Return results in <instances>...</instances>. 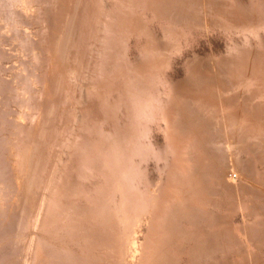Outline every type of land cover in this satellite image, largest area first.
Instances as JSON below:
<instances>
[{
	"label": "bare ground",
	"instance_id": "1",
	"mask_svg": "<svg viewBox=\"0 0 264 264\" xmlns=\"http://www.w3.org/2000/svg\"><path fill=\"white\" fill-rule=\"evenodd\" d=\"M110 1L0 0V40H10L0 45L23 46L12 51L17 58L0 73V101H11L7 95L13 91L20 107L10 109L17 115L8 122L13 133L1 151L7 163L0 165V264H235L236 255L230 257L235 263L229 258L235 230L247 234L240 238L239 258L264 264V203L254 214L259 222L254 217L252 224L251 217L238 225L234 214L238 204L247 214L255 210L242 201L246 193L264 199V147L253 153L263 140L255 138L254 149L246 137L250 119L264 117V100L237 106L227 95L234 79L244 86L259 82L255 89L263 95L264 48L239 46L238 54L218 59L220 69L212 65L215 72L193 59L184 77L167 78L172 58L160 40L173 35L175 45L194 33L191 26L201 20L196 5L207 0ZM230 3L234 17L222 26L235 27L264 0ZM142 9L163 21L161 39L148 38L152 28L138 18ZM253 17L264 24V15ZM18 28L26 35L12 33ZM132 36L136 45L144 39L134 61L126 57ZM9 51L0 52V66L12 58ZM27 53L32 57L25 60ZM8 71L12 78L2 85ZM156 115L166 128L153 148L147 136ZM168 152L175 166H168L164 181L162 175L146 178L141 165L152 154L167 163ZM247 179L258 184L255 192L243 185ZM168 190L173 193L164 195ZM144 226L147 235L140 241Z\"/></svg>",
	"mask_w": 264,
	"mask_h": 264
},
{
	"label": "rangeland",
	"instance_id": "2",
	"mask_svg": "<svg viewBox=\"0 0 264 264\" xmlns=\"http://www.w3.org/2000/svg\"><path fill=\"white\" fill-rule=\"evenodd\" d=\"M213 1H214V3H213ZM207 0V2L206 1H203V2H201L202 4H197L196 5V8H197V6L198 7H200V5H201V9L200 8H197V10H198V12H200L199 13V15H198V18L200 17V22H199V19H198V24H196L197 23V21L191 26V27H193L194 28V30L195 31H197V32H195L194 30V33H192V34H188V38H186L185 36H183V37H181L180 39L181 40H179L180 42H178V44H175V45H173V44H170L171 42H172V40L174 41V39H173V35H172V40L171 41H167V39L166 38H162V36L165 34L164 33V31H163V21H162V23H161V21H160V18H158L157 16H155L154 15V13L152 14V13H150V12H152V10H150V9H142V10H140L141 12H139V14H142V12H144V10H145V12H144V14L141 16V15H139V17L138 16H136V17H138V18H141L142 20H143V18H144V20L142 21V23L145 25H148L149 27L151 26V28H152V31H151V29H149L148 31H149V33H147V34H149L148 35V38H152V37H154L155 36V38H157V40L158 39H161L162 38V40H160V42L161 43H163L164 45L163 46H166V48H165V50L167 51V53L169 52V54L171 55L170 56V58H172V61H171V64H170V66L168 67V69H167V71H166V73H165V75L167 74V78H171V79H178V78H181V77H184V74H185V67L187 66V63H188V61L189 62H193V59L196 61V60H198L199 62H200V60H201V62L202 63H204V64H207L209 67H210V69H212V70H210L211 72H215V70L216 69H220V67H218L219 65L217 64V67H215L216 65V63H218L219 62V60L218 59H220V58H222V57H224V56H228V55H226V54H230L231 52H235V53H237L238 54V52H239V50L237 49V47H239V46H241L242 48H244V49H247V48H264V45H261L260 44V41L261 40H264V24H263V21H261V17L260 16H262V15H264V3H261V4H258V8H255V13L253 12V13H251L252 14V16L251 15H248V17H245V16H243L242 17V19L240 18V19H238V20H240L239 21V23L237 22V21H234L233 22V25L235 26V27H229L228 25H230V24H225L224 23V25L222 26V24H223V19L225 20V19H229V21L230 20H232L233 19V8H234V6H233V3H230V1H232V0ZM226 1V2H225ZM240 1H242V2H245V0H240ZM247 1H250V2H253V1H257V0H247ZM101 2L104 4L105 2L107 3V4H109V2H110V4H111V1L109 0V1H106V0H101ZM206 2V3H205ZM211 2H212V4H211ZM216 2V3H215ZM224 2V3H223ZM218 3V4H217ZM221 3V4H220ZM227 3L229 4V7L227 6ZM205 4H206V6H205ZM211 4V5H210ZM210 7H209V6ZM217 5V6H216ZM220 5V6H219ZM226 5V6H225ZM203 6H205V7H203ZM231 6V7H230ZM141 7H142V5H141ZM211 7H212V9L213 10H211ZM214 7V8H213ZM219 7H221L220 9H219ZM210 8V9H209ZM203 9V10H202ZM224 9V10H223ZM231 9H232V11H231ZM263 9V10H262ZM202 10V11H201ZM206 10V11H205ZM210 10H211V12H210ZM220 10V11H219ZM230 11V14H228L229 13V11ZM258 10V11H257ZM146 11H147V13H146ZM149 11V12H148ZM209 14H208V13ZM216 12V13H215ZM220 12V13H219ZM224 12H225V15L224 16H222L223 14H224ZM149 13L151 14V16H149ZM205 13V14H204ZM263 13V14H262ZM137 14V13H136ZM198 14V13H197ZM203 14V15H202ZM219 16H218V15ZM232 14V15H231ZM154 15V16H153ZM201 15V16H200ZM206 15H208V16H206ZM214 17H213V16ZM215 15H217V16H215ZM230 15H231V18H230ZM204 16V17H203ZM220 16H222V17H225V18H222V17H220ZM251 16V17H250ZM253 16H257V17H260V20L258 19V18H254ZM143 17V18H142ZM150 17V18H149ZM154 17V18H153ZM204 18V19H202V18ZM206 17H208V18H206ZM218 17V18H217ZM227 17V18H226ZM252 17H253V19H252ZM146 18V19H145ZM148 18H149V20H148ZM216 18V19H215ZM24 19V18H23ZM155 19V20H154ZM209 19V20H208ZM256 19H258V20H256ZM26 20H28V19H26ZM147 20V21H146ZM215 20V21H214ZM217 20V21H216ZM153 21V22H152ZM160 21V22H159ZM202 21V22H201ZM220 23H219V22ZM254 21V22H253ZM151 22V23H150ZM210 22V23H209ZM214 22H215V24L216 25H214ZM231 22V21H230ZM242 22V23H241ZM139 23H140V21H139ZM204 23V24H203ZM207 23H209V24H207ZM211 23H213V25L211 24ZM222 23V24H221ZM244 24H246V25H244ZM247 24H249V25H247ZM198 25V26H197ZM211 27H210V26ZM241 25V26H240ZM242 25H244L243 27H242ZM148 26H146V27H148ZM165 26V25H164ZM176 26V25H175ZM199 26H201L200 27V29H199ZM209 26V27H208ZM148 27V28H149ZM176 28V27H175ZM177 29V28H176ZM199 29V30H198ZM22 28H18L17 30L15 29V31H13L12 33H19V34H21V35H26L25 33H21L22 32ZM153 30H154V32H153ZM185 31V30H184ZM152 32H153V34L154 35H152ZM2 33V34H1ZM12 33H9V36H11L12 35ZM256 33V34H255ZM36 34V33H35ZM150 34L152 35V36H150ZM161 34V35H160ZM255 34V35H254ZM1 35L2 36H4V34H3V32H0V37H1ZM94 36V35H93ZM165 36V35H164ZM191 36V37H190ZM35 37V35H30V40H32L33 38ZM161 37V38H160ZM9 38V37H8ZM165 39V40H164ZM5 41H7L6 43H9V41L10 40H8L7 38H5L4 39ZM130 41H131V44H130V48H129V51H128V54L126 55V57L128 58V59H130V60H132V61H134V59L136 58V56H139L140 55V53H141V51H140V48L141 47H143V44H144V39H142L141 40V42H140V44H142V45H140V44H137L136 45V41H137V39H136V36H135V38H134V36H132V39L130 38L129 39ZM164 40V41H163ZM2 41V39L0 40V42ZM134 42H135V44H134ZM143 42V43H142ZM167 42V43H166ZM1 43H3V44H6L4 41H2ZM18 43L19 42H17V41H14L11 45H3V44H1L0 46V52H4V49L5 48H9L11 51H9L8 53H12L11 54V56H12V58L10 57V58H7V59H3L2 61H1V65L2 66H4V67H2V66H0V73H4L3 71H5L7 68H8V66H11V65H13V63H14V61H15V58H17V54H16V52H12L14 49H18V48H21V47H23L22 45H18ZM165 43H166V45H165ZM259 43V44H258ZM252 44V45H251ZM3 45V46H2ZM14 45H16V46H14ZM238 45V46H237ZM253 45H256V46H254L253 47ZM132 46V47H131ZM172 48H171V47ZM176 46V47H175ZM177 46H178V48H177ZM138 47H140V48H138ZM13 48V49H12ZM169 49V50H168ZM238 50V51H237ZM6 51V50H5ZM28 53H29V51H27ZM230 52V53H229ZM28 53H27V55L24 57V59L25 60H27V59H29L30 57H32L33 55V52H30L31 53V55H28ZM198 55V56H197ZM209 58H208V57ZM27 58V59H26ZM10 59V60H9ZM188 59H190V60H188ZM192 59V60H191ZM215 59V60H214ZM205 61V62H204ZM208 61H210V62H208ZM212 61V62H211ZM217 61V62H216ZM213 62H214V64H213ZM4 63V64H3ZM131 65V64H130ZM133 65V64H132ZM131 65V66H132ZM212 65H214V67L216 68L215 70H214V67L212 66ZM212 66V67H211ZM10 68V67H9ZM3 69V70H2ZM5 69V70H4ZM29 70H30V68H29ZM221 70H222V68H221ZM10 71V70H9ZM8 71V73L7 74H2L1 75V79H2V85L4 84V83H7L8 81H10L11 79L10 78H12V76L10 75V72ZM223 71V70H222ZM221 71V75L223 76L224 74L223 73H225V72H222ZM28 72V70H26L24 73H27ZM5 73H6V71H5ZM214 74V73H213ZM212 74V75H213ZM220 75V76H221ZM214 77V76H213ZM7 80V81H6ZM235 81H238V80H236V79H234V81L231 83L232 84V86L230 85V87H229V89H230V91L229 92H227L228 94V96H231L232 95V98H231V100L233 99L234 100V103H235V105H237V106H239L238 105V103L239 104H243V103H240V102H243L244 101V103L247 101V103H249V105H250V103H252L251 102V100H253L254 102L252 103L253 105H254V103L256 104V103H258V102H262L261 100H264V93H263V95L262 94H260V92H257L258 91V88H259V86H258V88L256 87L257 86V84L259 83V82H257V84H256V82L254 83V84H249V83H246L245 84V86H244V84H241V83H239V84H241V86H239V84H238V82H235ZM248 82V81H247ZM234 83V84H233ZM235 83H236V85H235ZM35 84V83H34ZM130 84V83H129ZM255 84H256V86H255ZM5 85V84H4ZM30 85H32L33 86V88H35V85H33V84H30ZM36 85H38V84H36ZM259 85H261L260 83H259ZM32 86H30V87H32ZM126 87L127 86H132V84H130V85H125ZM234 86V87H233ZM248 86V87H247ZM250 86V87H249ZM254 86V87H253ZM260 87H262V85L260 86ZM128 88V87H127ZM255 88H257V91H256V89ZM126 91H127V89L126 88H124ZM244 89H246V90H244ZM247 89H248V91H247ZM252 89H254L257 93L255 94V96H254V94L253 93H255L254 92V90L252 91V93H251V90ZM7 90V89H6ZM129 90V89H128ZM162 90H164V88L162 87ZM247 91V92H246ZM249 91H250V93H249ZM262 91V90H261ZM262 92H264V91H262ZM237 93V94H236ZM241 95H240V94ZM3 94H4V92H3ZM2 93L0 94V95H2V96H4ZM11 94H12V96H13V91H12V93H9L8 95H7V97L9 96L10 98H11V101L10 100H8V101H5V100H3V101H0V111L2 112H0V154H1V151L2 152H5V149H6V147H7V142L4 140V138H6V137H8L10 134L9 133H13V131L11 130L10 131V126L8 125L9 123L10 124H12V121H11V117H15L16 115H17V113L16 114H12L11 115V113H12V111H13V113H15V111L17 112V111H20L19 110V106H18V104H16V103H18V102H16L14 99H13V97H11ZM32 94V93H31ZM230 94V95H229ZM165 95V94H164ZM163 95V97H167L168 95H166V96H164ZM257 95H259V97L257 96ZM33 96V95H32ZM237 96H238V98H237ZM241 96L243 97V98H241ZM252 96V97H251ZM248 97V98H247ZM15 98V97H14ZM236 98H237V100H236ZM249 98H251V99H249ZM261 98V99H260ZM257 99V100H256ZM230 100V101H231ZM238 100H239V102H238ZM249 100H250V102H249ZM259 100V101H258ZM70 102V101H69ZM66 103L67 104H69L68 103V100L66 101ZM4 104V105H3ZM264 103L262 102V105H263ZM126 105H127V103L126 104H123L122 105V107H120L119 109H120V111H121V118H125V117H123V115H125L127 112H126V110H124V109H126L125 107H126ZM246 106V105H245ZM264 106V105H263ZM79 107H81V105H79ZM228 107H229V105H228ZM230 108H233V107H230ZM248 108V107H247ZM12 111H11V110ZM21 110H24V109H21ZM9 113V114H8ZM222 113V114H221ZM245 114V113H244ZM263 114V115H262ZM5 116V117H4ZM245 117V116H247V117H252L250 114H248V115H242V117ZM260 116H264V110H263V112L261 113V115ZM104 117H106V115L104 114L103 116H102V118H104ZM218 117H219V119L222 121L223 120V112H220L219 111V113H218ZM222 117V118H221ZM261 119L262 118H259V120H256V122H255V120L254 119H250L251 121L248 123V127H249V129H251V132L253 131V134L255 135V137L253 138L252 137V133L250 134V133H247L246 134V137H248V136H251L250 137V139H249V145L250 146H252V147H254V145H253V141H255L256 142V139L255 138H259V140H263V143H262V147L260 148V149H257V150H254L253 151V153L254 154H257L258 152H260L259 150H261L263 147H264V136H263V134H264V125L262 124V122L264 121V117H263V119H262V121H261ZM3 120V121H2ZM257 121H259L258 123H257ZM7 122V123H6ZM9 122V123H8ZM254 122V123H253ZM260 123V124H259ZM264 123V122H263ZM251 124H253V125H251ZM262 125H263V127H262ZM166 125H165V121H164V119H161V115L159 116V115H156V120H154V121H152V122H150L149 123V126H148V140L147 141H151V142H154L153 144H152V146H153V148L155 147V145L157 146L158 144H160L163 140H164V135H165V127ZM261 126V129L259 128ZM164 127V128H163ZM258 128V129H257ZM215 129V128H214ZM213 129V132H215V130ZM249 129H246V132L247 131H250ZM255 129H257V131L255 130ZM260 130V132L258 133V131ZM132 131V128H131V130L129 129V132H131ZM250 134V135H249ZM261 134H262V136H261ZM259 136V137H258ZM3 138V139H2ZM249 138V137H248ZM254 139V140H253ZM259 140H257V141H259ZM11 141V137H10V140L8 141V142H10ZM253 142V143H252ZM156 143V144H155ZM4 144V145H3ZM233 146H236V144H232V148H234L235 149V147H233ZM254 149H256L255 147H254ZM60 150V149H59ZM256 151V152H255ZM170 154V155H169ZM253 154V155H254ZM172 153H167V157L169 158L168 160H166V162L167 163H164L165 162V160L164 159H162L161 157L159 158V156H158V159H157V157H156V155L154 154H152L151 155V158H149L148 159V161H147V163H143L142 165H141V169L143 170V172L146 174V178H150L151 180H153V179H156V178H158L159 177V175H162V181H164V179H165V176L166 175H169V173H168V169H169V167L171 166V167H173V166H175V162L174 161H172ZM171 157V158H170ZM3 158V154H1L0 155V165H2L3 167H6L5 166V164L7 163V161H6V159H4ZM171 159V160H170ZM139 160V159H138ZM2 163V164H1ZM173 164V165H172ZM165 165V166H164ZM170 165V166H169ZM169 166V167H168ZM262 166V167H261ZM261 166L259 167V169H261L260 171L261 172H264V166H263V164H261ZM162 168V169H161ZM3 169V168H2ZM4 171H5V169H3ZM9 171L10 169H8V167L6 168V171ZM146 171V172H145ZM230 174H231V176H230ZM229 176L230 177H232L233 179H234V177L232 176V173L231 172H229ZM234 181H235V184L237 185V184H239L240 183V181H239V178H235L234 179ZM245 181V180H244ZM245 182H247V183H245ZM245 182H242L243 183V185H248V186H250L251 188H254V192H255V189H257V187L255 186L257 183L254 181V180H251L250 182L248 181V179H247V181H245ZM252 183H254V184H252ZM254 185V187H252ZM258 185V184H257ZM152 188H153V185H152ZM169 191V190H168ZM167 191V193L166 192H164L163 194L165 195L166 194V196H167V194H172L173 192H172V190H170L169 192ZM172 192V193H171ZM252 192V191H251ZM251 192H248V193H246L244 196L246 197H244V196H242V201L243 200H245V202L248 204V202H249V207L250 206H252L251 208H253V209H255V210H252L251 212H250V214H247L246 212H247V210H243L241 207L242 206H239V204H238V206L236 207V211H235V221H236V224H241V222L242 223H244V222H247L248 220H250L251 219V217H253V219H251L252 220V224L257 220H261V218L259 217V216H256L255 217V212H258V211H262L263 209V201H264V199H255V194L252 192V194H251ZM238 197H239V195H237ZM237 196H235V200H239V198L237 197ZM244 197V198H243ZM254 197V198H253ZM254 199V200H257L256 201V203H255V201L254 202H252V200L251 199ZM248 199V200H247ZM235 200H234V202H235ZM250 200V201H249ZM248 201V202H247ZM260 201H262V202H260ZM259 202V203H258ZM250 203H253V204H250ZM256 204V205H255ZM258 204H260V205H258ZM236 205V204H235ZM258 205V206H257ZM255 206H257L256 208H255ZM261 207V208H260ZM239 208H240V210H239ZM257 208H258V210H257ZM238 209V210H237ZM260 209V210H259ZM262 209V210H261ZM251 213H253V214H251ZM250 215H252V216H250ZM254 215V216H253ZM254 217H255V219H254ZM244 220V221H243ZM253 220H255V221H253ZM258 221V222H259ZM251 222V221H250ZM250 222H248V223H246V225H249V226H251L252 224H250ZM235 230V229H234ZM146 231V232H145ZM33 232L34 233H37V234H39L38 233V229L37 228H35L34 230H33ZM140 233H138V237H139V239H140V241H143L144 239H145V237H146V235H147V228L144 226L143 227V232L142 231H139ZM236 232V233H235ZM235 232H234V234L235 235H237V239H234L233 238V240H234V242H237L236 244H234V242L232 243V247H231V250L232 251H230V253H229V258L230 257H234L235 255V260L237 261L236 263H235V261H232V259L233 258H230L231 259V261L232 262H234L235 264H246L248 261L250 262H248L247 264H251V262L252 261H255V262H252V264H254V263H256V264H258L259 262H260V260H258V261H256V259L255 260H252L251 261V257L249 258V259H247L248 258V256H244L245 257V259H242V258H239L241 255H240V253H237V252H239L238 251V249L240 250V247L243 245V243H241V239L240 238H246V235L244 234V233H242L243 231H239V232H237V230H235ZM238 233H239V235H238ZM142 234V235H141ZM143 235H145V236H143ZM142 236V237H141ZM234 236V235H233ZM0 240H2V239H0ZM1 242V241H0ZM235 245H237V246H235ZM234 247H237V248H234ZM237 249V250H236ZM236 252V253H235ZM233 253H235V254H233ZM27 256L28 257H31V255L32 254H30L29 252H27ZM239 254V255H238ZM233 255V256H232ZM237 257V258H236ZM234 260V259H233ZM239 260L241 261V262H239ZM244 260H246V262L244 261Z\"/></svg>",
	"mask_w": 264,
	"mask_h": 264
}]
</instances>
